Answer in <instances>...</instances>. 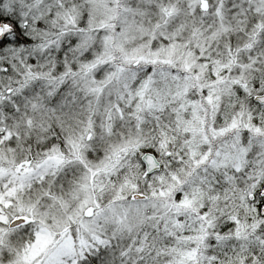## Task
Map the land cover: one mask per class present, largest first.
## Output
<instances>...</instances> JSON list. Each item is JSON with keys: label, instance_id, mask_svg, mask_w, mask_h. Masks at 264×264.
Masks as SVG:
<instances>
[{"label": "clouds", "instance_id": "clouds-1", "mask_svg": "<svg viewBox=\"0 0 264 264\" xmlns=\"http://www.w3.org/2000/svg\"><path fill=\"white\" fill-rule=\"evenodd\" d=\"M0 264H264V0H0Z\"/></svg>", "mask_w": 264, "mask_h": 264}]
</instances>
